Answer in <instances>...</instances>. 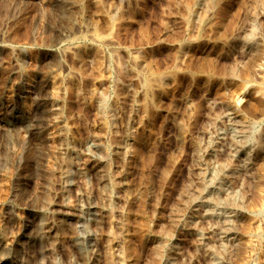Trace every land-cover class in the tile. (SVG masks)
Listing matches in <instances>:
<instances>
[{
	"label": "rangeland",
	"instance_id": "obj_1",
	"mask_svg": "<svg viewBox=\"0 0 264 264\" xmlns=\"http://www.w3.org/2000/svg\"><path fill=\"white\" fill-rule=\"evenodd\" d=\"M263 166L264 0H0V264H264Z\"/></svg>",
	"mask_w": 264,
	"mask_h": 264
},
{
	"label": "bare ground",
	"instance_id": "obj_2",
	"mask_svg": "<svg viewBox=\"0 0 264 264\" xmlns=\"http://www.w3.org/2000/svg\"><path fill=\"white\" fill-rule=\"evenodd\" d=\"M67 1H68V0H67ZM67 8H68V6H67ZM258 88H259V87H258ZM259 89L261 90V88H259ZM254 90H255V89H254ZM254 90H253V91H254ZM257 90H258V89H257ZM257 90H256V91H257ZM245 93H246V90H245ZM261 94H262V93H261ZM245 96H246V94H245ZM235 98H236V97H235ZM240 98L243 99L244 97H243V96H242V97L240 96ZM237 99H238V96H237ZM244 99H245V98H244ZM240 100H241V99H240ZM245 100H246V99H245ZM248 101H249V99H248ZM239 102H240V101H239ZM248 103H249V102H248ZM235 107H236V105H235ZM249 107H250V106H249ZM236 112H237V111H236ZM18 124H19V123H18ZM1 125H2V124H1ZM14 127H15V126H14ZM5 128H7V127H5ZM12 128H13V127H12ZM31 132H32V131H31ZM36 132H37V131H36ZM36 132H35V133H36ZM29 133H30V132H29ZM33 133H34V132H33ZM36 136H37V135H35V137H36ZM260 161H262V160H260ZM260 163H262V162H260ZM260 166H261V165H260ZM263 167H264V166H263ZM263 167H262V168H263ZM256 169H257V168H256ZM255 172H256V171H255ZM259 172H260V171H259ZM261 172H262V171H261ZM261 172H260V174H261ZM260 177H261V176H260ZM263 178H264V177H263ZM255 181H256V180H255ZM260 183H261V182H260ZM259 188H260V187H259ZM262 188H263V187H262ZM262 188H261V189H262ZM252 189H253V188H252ZM263 189H264V188H263ZM257 191H258V190H257ZM257 191H255V192H257ZM259 191H260V189H259ZM259 191H258V194H259ZM261 191H262V190H261ZM261 191H260V193H262ZM198 192H199V191H198ZM251 192H252V191H251ZM253 193H254V192H253ZM258 194L256 193V195H258ZM262 194H263V193H262ZM262 194H259V195H262ZM259 195H258V196H259ZM261 197H263V196H261ZM261 197H259V198H261ZM256 198H257V197H256ZM256 198H255V199H256ZM259 198H258V199H259ZM253 199H254V198H253ZM255 199H254V200H255ZM263 199H264V197L262 198V201H263ZM254 200H253V201H254ZM256 200H257V199H256ZM259 201H260V199H259ZM244 204H245V203H244ZM252 204H253V203H252ZM254 204H255V202H254ZM247 205H248V204H247ZM260 205H261V208H262L264 204L262 205V204H261V201H260ZM250 206H251V205H250ZM255 206H256V205H255ZM253 207H254V205H253ZM253 207H252V208H253ZM256 207H257V206H256ZM258 208H260V207H257V209H258ZM263 210H264V209H263ZM253 211H254V210H253ZM259 211H260V209L258 210V212H259ZM261 211H262V210H261ZM89 212H90V211H89ZM92 212H93V211H92ZM253 218H255V217H253ZM256 219H258V217L255 218V219H252V220H251L252 222H254L253 224H257L255 221H253V220H256ZM82 221H83V220H82ZM256 221H257V220H256ZM262 221H264V220H262ZM259 222H260V221H259ZM68 223H70V222L68 221ZM80 223H81V221H80ZM80 223H78V224L80 225ZM262 224H263V223H262ZM79 225L76 224V226H79ZM81 225H82V224H81ZM250 225L252 226V223H251ZM259 225H260V224H259ZM263 225H264V224H263ZM263 225H262V226H263ZM79 227H80V226H79ZM252 227H253V226H252ZM257 227L260 228L259 226H257ZM255 228H256V227H255ZM262 229H263V228H262ZM252 230H253V229H252ZM250 231H251V230H250ZM254 231H255V230H254ZM55 232H56V231H55ZM81 232H82V231H81ZM251 233H252V232H250V234H251ZM256 235H257V234H256ZM253 236L255 237V235H253ZM89 237H90V236H89ZM90 238H91V237H90ZM258 238H259V237H258ZM251 239H252V237H251ZM255 239H256V237H255ZM88 240H89V239H88ZM249 240H250V236H249ZM249 240H248V241H249ZM252 240H253V239H252ZM81 241H82V239H81ZM240 241H241V240H240ZM242 241L246 242L245 240H242ZM258 241H259V239H258ZM76 242H77V241H76ZM76 242H74V243H76ZM82 242H83V241H82ZM89 242H90V241H89ZM91 242H92V241H91ZM253 242H254V241H253ZM251 243H252V242H251ZM255 243H256V242H255ZM86 244H87V243H86ZM246 244H247V243H246ZM256 244H257V243H256ZM256 244H255V245H256ZM262 244H263V243H262ZM82 245H83V244H82ZM239 245H240V244H239ZM241 245H242V244H241ZM0 246H1V245H0ZM244 246H246V245H244ZM248 248H249V247H248ZM250 248H252V247L250 246ZM254 248H255V247H254ZM250 250H251V249H250ZM252 250H253V249H252ZM237 251H238V250H237ZM239 251H241V250H239ZM5 263H6V262H5Z\"/></svg>",
	"mask_w": 264,
	"mask_h": 264
}]
</instances>
